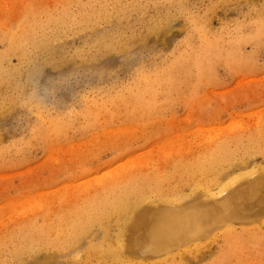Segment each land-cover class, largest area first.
<instances>
[{"label":"bare ground","instance_id":"obj_1","mask_svg":"<svg viewBox=\"0 0 264 264\" xmlns=\"http://www.w3.org/2000/svg\"><path fill=\"white\" fill-rule=\"evenodd\" d=\"M71 2L85 12L74 15ZM118 3L57 0L48 7L32 3L5 29L0 26V111L9 105L6 86H20L16 79L22 62L12 65V58L23 61L39 58L40 50L51 52L46 48L53 42L51 30L46 33L51 24L65 31L77 22L94 26L102 21L108 23L103 31H122L130 26V19L122 22L126 16ZM157 3L168 8L178 5L176 8L185 12V27L203 42L197 47L192 36H187L178 57L165 61L163 72L137 73L135 87L125 100L115 98L105 88L95 94L104 97L105 102H98L102 108L115 109L127 120H146L147 132L158 129L150 126L177 103L188 84L211 81L208 72L213 64L229 60L209 26L213 13L227 0H213L204 12L193 11L188 0H157L153 4L155 15L150 2L136 0L133 7L143 12L146 35L135 38L142 44H165L166 35L175 31L176 15L160 16ZM258 15L264 18V11ZM262 18L254 28H235L234 48L242 51L244 42L264 32ZM251 19H256L255 15ZM131 43V39L115 45L99 41L92 57L124 52ZM66 59H53L52 67L63 66ZM40 68L35 65L33 71L38 73ZM33 108L40 123L27 136V144L54 142L64 136L69 119L65 122L60 118L55 124L54 118L61 114L53 117L39 105ZM205 139L184 153L166 156L155 151L144 158L131 155L127 164L94 179L84 189L49 194L30 216L0 231V264H249L251 258L264 255V118ZM116 143L111 141L110 145ZM121 145L111 147L117 151ZM98 154L91 156L98 159Z\"/></svg>","mask_w":264,"mask_h":264},{"label":"rangeland","instance_id":"obj_2","mask_svg":"<svg viewBox=\"0 0 264 264\" xmlns=\"http://www.w3.org/2000/svg\"><path fill=\"white\" fill-rule=\"evenodd\" d=\"M86 1L91 0H83V3ZM115 1L124 9L126 18L122 22L130 19V26L122 31H103L108 23L102 21L94 26L77 22L65 31L51 24L46 30V33L51 30L53 37L52 44L46 47L51 52L40 50L39 58L23 61L12 58V65L20 62L22 65L16 79L20 86H6L9 105L0 111V231L30 216L49 194L84 189L94 179L127 164L131 155L144 158L155 151L166 156L184 153L195 149L209 135L237 130L256 123L259 117L264 118V32L244 42L242 51L232 44V33L238 25L254 28L260 22L262 17L258 12L264 11V0L251 3L227 0L226 4L219 5L209 26L219 37L222 54L229 60L213 64L208 72L211 81L188 84L181 98L176 99L177 103L163 111L162 118L150 126L158 128H153L152 132L146 131L149 127L143 123L146 120H127L115 109L102 108L98 102L105 100L101 95L95 96L96 90L105 88L112 92L110 95L125 100L135 87L137 73L142 70L152 74L163 72L165 61L170 63L178 57L187 36H192L197 47L203 40L185 27V12L176 8L178 5L168 8L166 4L157 3L160 16L176 15L175 31L166 35L165 44H142L143 41L135 38L139 34L146 35L141 21L143 12L133 7L136 0ZM144 1L151 3L150 11L155 15L153 4L157 0ZM54 2L57 0H0V26L5 29L27 5L40 3L48 7ZM212 2L188 0V6L193 11L204 12ZM74 5L71 2L74 15L82 13L80 10L85 12L84 8L79 10ZM254 15L256 19H251ZM129 39L132 43L124 52L102 54L93 59L99 41L115 45L117 41ZM62 56L67 57L64 65L53 68L51 61ZM35 65L41 67L40 72L33 71ZM34 105L50 111L53 117L61 114L54 118L55 124L60 118L65 122L69 119L63 137L55 138L54 142L27 144V136L35 132L40 123L34 114ZM87 128L91 129L85 131ZM111 141L122 145L114 151L111 146L116 144L110 145ZM94 147L96 151H91ZM95 153H99L98 159L91 156ZM89 170L93 172L87 174ZM251 259L249 264H264V255Z\"/></svg>","mask_w":264,"mask_h":264}]
</instances>
